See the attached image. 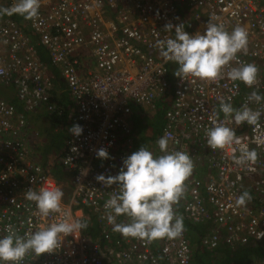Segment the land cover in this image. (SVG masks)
Here are the masks:
<instances>
[{"label": "built area", "instance_id": "1", "mask_svg": "<svg viewBox=\"0 0 264 264\" xmlns=\"http://www.w3.org/2000/svg\"><path fill=\"white\" fill-rule=\"evenodd\" d=\"M40 47L67 63L78 109L58 158L72 174L67 197L28 137L26 112L55 108ZM85 49L96 67L81 77ZM187 51L171 89L167 63ZM0 83L24 106L0 98V264H193L179 217L214 225L206 249L264 243V0H0ZM167 92L154 149L180 211L162 190L136 194L132 104L154 108ZM92 216L97 237L79 227Z\"/></svg>", "mask_w": 264, "mask_h": 264}, {"label": "trees", "instance_id": "2", "mask_svg": "<svg viewBox=\"0 0 264 264\" xmlns=\"http://www.w3.org/2000/svg\"><path fill=\"white\" fill-rule=\"evenodd\" d=\"M40 53L41 56L46 64H49V66L52 68L54 73L56 70L53 68V66L50 64V60L48 58L47 51L40 47ZM171 63L178 69V74L180 73V63H177V60L174 58L169 60L167 65ZM168 70L170 72V69L168 67ZM168 72V74H169ZM58 73V72H57ZM178 76V75H177ZM243 90L245 91L246 85L244 86ZM258 96H261V93L259 91L255 92ZM69 106V105H68ZM152 109V108H151ZM74 110V105H70L68 111L71 112ZM67 119V114L63 113H52L49 115L50 123H56L59 122L63 124L65 120ZM158 124V129H159ZM162 124V128H163ZM157 129V130H158ZM47 138H51L50 134H48ZM144 139L143 136H139L135 139L134 147L137 151L138 155V162L144 159V153L147 152L148 147H145V152H143L144 145L140 144V140L142 141ZM155 143V141H154ZM154 147V146H153ZM45 161V159H44ZM141 167V163H140ZM61 169L59 167H56L54 170V173L57 175L61 183L63 184V193L65 196H70L72 192V187L69 183V174L67 172L60 171ZM144 169L141 168V172L143 173V177H146ZM145 180V178H144ZM146 184V182H145ZM156 184V182L150 183L149 187ZM67 185V186H65ZM145 186V185H144ZM146 188V187H145ZM145 188L140 189L136 192L137 196H140V193L142 190H145ZM146 191V190H145ZM167 196L171 197L175 202H177L176 198H174V195L170 193V189L166 191ZM182 210V209H181ZM180 211V209H179ZM179 224H182L188 231L189 237L191 239V243L193 245V262L194 264H250L253 261H263L264 260V243H247V244H241L237 245L236 247L226 246L224 244L218 246L216 249H206L202 246L201 238L202 236L209 230L212 229L211 222L209 223H197L194 224L190 221H188L184 217L179 218ZM81 229L84 233L91 234L94 237L99 236V230L100 226L95 216H92V218H83L81 220V223L79 224ZM195 249H197L195 251Z\"/></svg>", "mask_w": 264, "mask_h": 264}, {"label": "crops", "instance_id": "3", "mask_svg": "<svg viewBox=\"0 0 264 264\" xmlns=\"http://www.w3.org/2000/svg\"><path fill=\"white\" fill-rule=\"evenodd\" d=\"M13 16H17V15H13ZM185 53H187V52H185ZM162 55H164V52H161V53L159 52L158 57L161 58ZM180 63H181V61H180ZM50 71L53 73L52 70H50ZM57 81H58L57 82L58 84L56 82L54 83L55 84V91L52 92V96H53V98L56 99L57 102H60L61 99L64 98L63 101L65 102V104H67V106L69 104V107H70V105H71L70 104V99H72V98L70 96H68V95L65 96L62 93L63 88H65V83L60 78ZM243 88H245L244 85H243ZM247 90L248 89L246 88L245 91H247ZM58 93H60L61 96H58ZM0 98L5 99L6 101L12 102L19 111H24V107H23L22 103H20V102L16 103L14 101L7 100L6 98H4L2 96H0ZM167 107H168V102H167ZM146 110H150V108L147 107ZM165 110L163 108V110H162V119H161V122H160L161 125H159L160 127L158 129V124L154 125L153 127L151 125L155 124L154 122L157 119V115L159 114V112H157V114H151V113H149V111L147 113H143L140 108H135L133 106V104H132V113H131L130 117H131L132 125H133V128H134V136H136L137 138L139 136H143L144 137V139L142 141L140 140V144L144 145L143 150H142L143 152L146 151L145 147L146 146L148 147L147 152L144 153V159L141 160V158H140V162L138 163V167H139L140 172H141V168L146 170L145 171L146 177H144L146 184L143 187V188L146 187L145 188L146 191L142 190L141 193H140V196L141 197H148V196H150L151 192H153L155 189H159V190L165 189L166 191L170 189V193H172L174 195V198H176L177 204L180 207H182L183 203H184V198L177 196V194L174 191L175 186H173V184L170 182V176H169V174L166 171H165L166 174H167L166 179L168 180L167 183L165 182V184H159L158 182H156V184H154L153 186L149 187L150 183H152V182L155 183V179L154 178H157L156 175H157L158 171L156 169L159 166L156 164L157 161H156V157H155V149H154L155 147H153V146L155 144L154 141L157 139V136L160 135V133L162 131V124L164 125ZM26 115H27L29 121L31 122V127H30V130L32 132L31 140H32L33 149H34L35 154H36V150H37L36 149V139H37V137L42 138L40 136V131L43 132L44 138L48 137V132L50 131V120H49V115L50 114L46 110L45 107H42L39 110H37L36 112H34V111L27 112ZM69 116H70V120L68 121V123H67V120H65V122L63 124H61V128H66L68 130V127L70 126V124H73L72 120H73L74 116L72 114V111L69 113ZM56 123L60 124L59 122H56ZM149 123L151 125H149ZM69 134H70V132H68L66 145L68 144V141L70 139V135ZM134 142H135V139H134ZM66 145H63L62 148H64V146L66 147ZM36 157H37V155H36ZM50 158H51V155H50V157H44L43 155H41L39 158L37 157V159L40 162H43L46 166L50 165ZM44 159H45V161H44ZM140 163H141V167H140ZM62 170L63 169H61L60 171H62ZM63 172H67L69 174V183H70L72 174L69 173L66 170H63ZM208 173H209V171L206 170V168L204 170H201V175L202 176H207ZM70 185L72 187V184H70ZM65 186H67V185H65ZM211 226H214V225H211ZM126 228L128 230L127 233H129V228L128 227H126ZM196 250L197 249H195V251Z\"/></svg>", "mask_w": 264, "mask_h": 264}, {"label": "rangeland", "instance_id": "4", "mask_svg": "<svg viewBox=\"0 0 264 264\" xmlns=\"http://www.w3.org/2000/svg\"><path fill=\"white\" fill-rule=\"evenodd\" d=\"M175 60H177V63L181 60H179V58H174ZM168 67L170 69V72L168 74V79L170 81V88L172 89L174 82L177 78L178 75V69L176 68V66H174L173 64L169 63ZM183 69V64L180 63V69L179 71L181 72ZM80 71H82L80 69ZM169 91V89H168ZM0 96L6 98L7 100L10 101H14L16 103L20 102L18 100L17 97V93H16V89L12 86H4V85H0ZM168 96V92L165 93L164 96L160 97L157 99L156 101V107L154 108H150V110H146L147 106L145 105H141V104H137V103H133V106L135 108H140L141 111L143 113H147L149 111V113L151 114H157V112H159V114L157 115V119L155 120V124L151 125L149 123V125H151L152 127L156 124H159L161 122L162 119V110L164 108V110L167 108V97ZM69 105V104H68ZM146 116V115H145ZM67 123L70 120V116L69 113L67 114ZM61 125H59L58 123H50V131L48 132V134H50L51 138H44L43 132L40 131V136L42 138L37 137L36 139V155L39 158L41 155H43L44 157H50L51 155V160L50 163L55 159L58 158L55 157L57 154H59L61 152V150L63 149V145H66L67 143V137H68V130L66 128H61ZM34 139V138H33ZM31 145H32V140H31ZM33 147V146H32ZM122 149V140H120L119 145L116 149L117 152H119ZM159 167L156 169L158 171L155 179V182H157L158 177L163 179V182L167 183V179H166V172L165 170L160 166V164L156 163ZM154 172V171H153ZM76 207H81L82 205L77 202Z\"/></svg>", "mask_w": 264, "mask_h": 264}, {"label": "bare ground", "instance_id": "5", "mask_svg": "<svg viewBox=\"0 0 264 264\" xmlns=\"http://www.w3.org/2000/svg\"><path fill=\"white\" fill-rule=\"evenodd\" d=\"M3 12H5V11H3ZM2 13V12H1ZM3 14H5V13H3ZM17 15V14H16ZM190 20H192V18L190 19ZM186 30L188 31V33L189 34H192V28H191V26L190 25H187V28H186ZM192 36V35H191ZM191 38H193V37H191ZM184 40L186 41V39H185V37H184ZM38 44H40V42H38ZM195 46H196V48H197V44H195ZM82 54V55H81ZM81 61L83 62V64H82V66L81 67H79V68H77V70L79 71V74H80V76L81 77H83V76H85V75H87V73H88V71H94V69H95V67H96V59L90 54V51L88 50V49H85L83 52H81ZM190 54H192V52L190 51V52H188L187 51V53H185V54H183L182 56H180V57H177V58H179L180 60H181V63L183 64V68L185 67V65H186V59H187V57H189V55ZM48 55H50V54H48ZM72 57V55H70V56H68V58H66V59H70ZM48 58H49V60H50V64L53 66V68L55 69V70H57V71H60V73L62 74V75H65L63 72H62V67L64 66V65H66L67 63H64V62H61V63H59V62H52V60H51V58H50V56H48ZM47 65H49V64H47ZM80 69L82 70V71H80ZM183 70V69H182ZM0 85H4V86H12V87H14L13 85H8V84H4V83H0ZM15 88V87H14ZM16 89V88H15ZM16 93H17V90H16ZM171 95V93H169V96ZM17 97H18V93H17ZM3 99V98H2ZM5 100V99H4ZM18 100L20 101V99H19V97H18ZM9 102V101H8ZM61 102V103H60ZM60 102H57L56 101V99L55 98H53V96H51L50 97V104H52V105H54V110H50L49 108H48V105L47 104H43V105H41V106H39L36 110H34V112H36L37 110H39L40 108H42V107H45L46 108V110L49 112V114H52V113H60V114H63V113H66V114H68V113H70L69 111H68V109H69V106H67V104H65V102L63 101V99H61V101ZM9 103H11V104H13L12 102H9ZM20 103H22L21 101H20ZM14 105V104H13ZM23 105V104H22ZM24 107V106H23ZM77 110L78 109H76V107L74 106V110H72V114H73V120H72V122H73V124H70V128L68 127V132H70V136H71V134H72V130H73V128L76 126V124L78 123V119H77ZM27 113V112H26ZM71 115V114H70ZM28 123H29V130H30V127H31V122L29 121V119H28ZM31 134H32V132H31V130H30V132H29V139L31 140ZM132 135H133V138L134 139H136L137 137L136 136H134V128H132ZM79 227H80V225H79ZM81 228V227H80ZM211 229H209L206 233H208L209 231H210ZM82 232H83V230H82ZM205 233V234H206ZM203 237V236H202ZM190 238V237H189ZM201 240H202V238H201ZM190 241H191V239H190ZM201 243H202V241H201ZM248 243H257V242H248ZM192 244V243H191ZM222 244H224V245H226V246H229L226 242H224V240H222L221 242H220V244H219V246L220 245H222ZM245 244H247V243H245ZM238 245H241V244H238ZM192 251H193V245H192ZM264 261V260H263ZM192 262H193V260H192ZM253 262H262V261H253ZM161 264H167V262H165V261H161ZM193 264H194V262H193Z\"/></svg>", "mask_w": 264, "mask_h": 264}, {"label": "clouds", "instance_id": "6", "mask_svg": "<svg viewBox=\"0 0 264 264\" xmlns=\"http://www.w3.org/2000/svg\"><path fill=\"white\" fill-rule=\"evenodd\" d=\"M49 66V65H48ZM49 70H52V68L49 66ZM53 71V70H52ZM58 72V73H57ZM50 74L51 75H53V84L56 82H58L57 80L60 78L64 83H65V88H63V90H62V93L65 95V96H70V94L68 93V91H67V84H66V82L63 80V78H62V76H61V73H60V71H57L56 70V72L54 73V71H53V73L50 71ZM58 84V83H57ZM55 91V84H54V88H53V91L52 92H54ZM58 96H61V94L60 93H58ZM71 97V96H70ZM63 98V97H62ZM64 99V98H63ZM70 104H72V105H74L75 103H74V100L73 99H70ZM67 146V145H66ZM65 146H64V148L61 150V152L59 153V154H57L55 157H57L58 156V158H59V156H60V154L65 150ZM58 158L57 159H55L54 160V162L52 161L51 163L52 164H54V168H56V167H59L60 169H63V170H65L64 168H62L59 164H58ZM52 158H50V160H51ZM49 162V161H48ZM47 162V163H48ZM43 163V162H42ZM50 163V164H51ZM44 164V163H43ZM45 165V164H44ZM46 166V165H45ZM49 166V165H48ZM72 183V179L70 180V184ZM62 184V183H61ZM164 184H165V182H164ZM63 185V184H62ZM174 186V185H173ZM176 188V187H175ZM174 188V191H175V193L177 194V196H179L178 195V192H177V188L175 189ZM162 191L166 194V190L165 189H162ZM167 195V194H166ZM169 197V196H168ZM179 197H181V196H179ZM169 198H171V197H169ZM172 199V198H171ZM173 200V199H172ZM177 203V202H176ZM180 207V206H179ZM182 207H180L179 209H181ZM180 218V217H179Z\"/></svg>", "mask_w": 264, "mask_h": 264}]
</instances>
